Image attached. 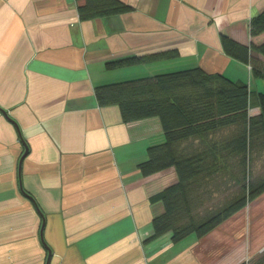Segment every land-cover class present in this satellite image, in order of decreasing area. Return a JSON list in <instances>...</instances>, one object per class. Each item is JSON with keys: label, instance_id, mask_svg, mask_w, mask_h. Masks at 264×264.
<instances>
[{"label": "crops", "instance_id": "crops-1", "mask_svg": "<svg viewBox=\"0 0 264 264\" xmlns=\"http://www.w3.org/2000/svg\"><path fill=\"white\" fill-rule=\"evenodd\" d=\"M121 1L131 10L82 21V1L0 0V264H47L45 245L49 264L256 259L264 252V194L203 238L146 241L164 211L151 196L178 180L174 168L150 176L138 168L148 148L165 141L161 122L125 123L118 106L99 105L94 89L192 67L250 85L243 77H253L251 66L225 54L221 35L263 44L250 22L264 0ZM170 51L178 54L105 67Z\"/></svg>", "mask_w": 264, "mask_h": 264}, {"label": "trees", "instance_id": "trees-1", "mask_svg": "<svg viewBox=\"0 0 264 264\" xmlns=\"http://www.w3.org/2000/svg\"><path fill=\"white\" fill-rule=\"evenodd\" d=\"M80 20L131 10L121 0H77ZM264 35V10L250 22L252 37ZM227 56L251 66L264 80V43L250 47L221 35ZM177 52L126 56L106 62L107 70L169 59ZM100 106H118L125 123L157 117L165 141L150 146L139 164L150 176L174 168L177 182L151 196L162 214L152 220L146 241L171 234L173 243L190 235L203 238L264 194V177L253 179L252 163L264 155V92L200 67L96 86ZM254 96V102L252 97ZM257 108V113L251 109ZM264 264V252L252 261Z\"/></svg>", "mask_w": 264, "mask_h": 264}, {"label": "rangeland", "instance_id": "rangeland-1", "mask_svg": "<svg viewBox=\"0 0 264 264\" xmlns=\"http://www.w3.org/2000/svg\"><path fill=\"white\" fill-rule=\"evenodd\" d=\"M246 82H250V86H252V88H254V90L256 89L257 86L260 85H264V80L260 79V78H256V77H250L248 79V77H243ZM254 96L252 97V102H254ZM258 109H251V113L257 112ZM252 171H253V176H251L253 179L256 178H261L264 177V155H259L257 157H255V159L253 160L252 163ZM192 237V235H191ZM193 237H195V235H193ZM252 261V260H250Z\"/></svg>", "mask_w": 264, "mask_h": 264}, {"label": "water", "instance_id": "water-1", "mask_svg": "<svg viewBox=\"0 0 264 264\" xmlns=\"http://www.w3.org/2000/svg\"><path fill=\"white\" fill-rule=\"evenodd\" d=\"M24 145H25V151H24V153H23V155H22V157H21V159H20V165H21V162H22V160H23V158L25 157V155L27 154V152H28V146L26 145V143H24ZM22 188V187H21ZM22 190H23V188H22ZM27 194V193H26ZM43 227H44V224H43ZM42 227V228H43ZM46 246V248L48 249V259H47V264H49V262H50V257H51V254H52V251H51V249H50V247H48L47 245H45Z\"/></svg>", "mask_w": 264, "mask_h": 264}]
</instances>
